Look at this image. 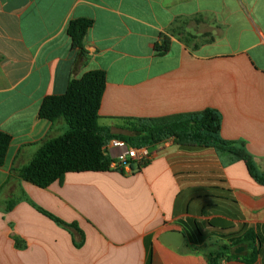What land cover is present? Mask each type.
<instances>
[{
	"label": "crops",
	"instance_id": "1",
	"mask_svg": "<svg viewBox=\"0 0 264 264\" xmlns=\"http://www.w3.org/2000/svg\"><path fill=\"white\" fill-rule=\"evenodd\" d=\"M77 19L93 22L84 54L68 35ZM162 36L169 50L159 54ZM95 70L106 73L99 125L112 134L215 109L222 137L245 142L264 172V0H0V131L12 137L0 167V264H209L247 231L256 260L242 248L218 264H264V186L214 149L170 139L145 165L68 173L45 189L12 172L68 129L39 117L43 100ZM173 231L185 236L178 250L160 241Z\"/></svg>",
	"mask_w": 264,
	"mask_h": 264
},
{
	"label": "trees",
	"instance_id": "2",
	"mask_svg": "<svg viewBox=\"0 0 264 264\" xmlns=\"http://www.w3.org/2000/svg\"><path fill=\"white\" fill-rule=\"evenodd\" d=\"M92 25V20L77 19L68 26L72 46L80 53H85L84 40ZM156 50L159 54L169 50V41L165 36L156 45ZM105 89L106 73L95 70L71 80L64 94L47 96L40 107L39 117L48 121L63 119L68 129L63 135L46 141L31 162L12 172L21 180L45 189L68 173L110 171L113 160L105 153V147L113 139L123 140L132 147L151 149L173 139L178 146L214 149L235 161H243L251 178L264 186V172L247 150L246 143L222 137L223 118L219 111L206 109L165 118L142 119L133 130L135 135L118 136L99 125ZM11 142L12 137L0 131V167L5 163ZM24 201L58 225L82 234L76 224H66L26 197ZM16 204L15 200L8 201L7 211H11ZM236 248L245 249V262L253 263L258 256L255 236L247 231L243 236L232 239L230 245L222 247L219 252L210 253L209 264H218L221 258L239 259L243 255L234 254Z\"/></svg>",
	"mask_w": 264,
	"mask_h": 264
},
{
	"label": "built area",
	"instance_id": "3",
	"mask_svg": "<svg viewBox=\"0 0 264 264\" xmlns=\"http://www.w3.org/2000/svg\"><path fill=\"white\" fill-rule=\"evenodd\" d=\"M105 153L113 160L111 169L123 170L130 169L133 164L145 165L156 156L153 149L149 147H132L118 139H113L106 145Z\"/></svg>",
	"mask_w": 264,
	"mask_h": 264
},
{
	"label": "water",
	"instance_id": "4",
	"mask_svg": "<svg viewBox=\"0 0 264 264\" xmlns=\"http://www.w3.org/2000/svg\"><path fill=\"white\" fill-rule=\"evenodd\" d=\"M161 243L170 247L173 250H178L185 241V236L181 232H170L162 235L160 239ZM242 248H236L233 253H240Z\"/></svg>",
	"mask_w": 264,
	"mask_h": 264
},
{
	"label": "rangeland",
	"instance_id": "5",
	"mask_svg": "<svg viewBox=\"0 0 264 264\" xmlns=\"http://www.w3.org/2000/svg\"><path fill=\"white\" fill-rule=\"evenodd\" d=\"M241 252L243 253V252H244V250H242ZM241 252H240V253H241Z\"/></svg>",
	"mask_w": 264,
	"mask_h": 264
}]
</instances>
